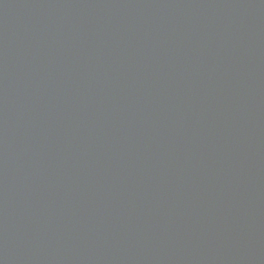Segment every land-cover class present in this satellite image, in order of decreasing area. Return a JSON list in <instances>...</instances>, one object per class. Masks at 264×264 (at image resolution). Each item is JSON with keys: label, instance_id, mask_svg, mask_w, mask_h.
Masks as SVG:
<instances>
[{"label": "water", "instance_id": "water-1", "mask_svg": "<svg viewBox=\"0 0 264 264\" xmlns=\"http://www.w3.org/2000/svg\"><path fill=\"white\" fill-rule=\"evenodd\" d=\"M0 264H264V0H0Z\"/></svg>", "mask_w": 264, "mask_h": 264}]
</instances>
